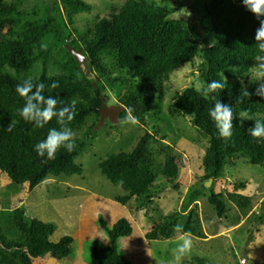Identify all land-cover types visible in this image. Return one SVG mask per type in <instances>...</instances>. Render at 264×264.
I'll return each instance as SVG.
<instances>
[{
	"label": "trees",
	"instance_id": "1",
	"mask_svg": "<svg viewBox=\"0 0 264 264\" xmlns=\"http://www.w3.org/2000/svg\"><path fill=\"white\" fill-rule=\"evenodd\" d=\"M60 1L61 7L55 1L46 7V15L35 18V13L26 12L18 2L0 0V170L13 183L27 180L29 190L33 191L50 176L82 174L83 166L76 159L88 140L77 135L92 132L95 123L90 125L89 119L94 117L96 123L99 121L103 100H108V87L119 94L123 91L119 117L125 118L131 108L132 115L145 124L153 103L163 99L170 76L185 63L195 62L200 64L201 90L213 80L223 82L225 89L205 98L197 87H187L173 100L169 111L174 116H190L196 129L207 139L203 179L216 181L223 175L227 162L240 158L264 165V138H253L249 133L255 121L264 122V95L255 80L243 85L257 65L256 56L264 55L255 46V33L264 17L258 19L242 0H209L203 6V14L192 20L173 17L178 9L172 0H168L170 4L123 0L119 6L108 3V14H96L79 30L74 26L75 16L91 12L92 5L85 0ZM177 2L182 7L186 5L182 0ZM53 43L60 48L57 53ZM67 45L82 50L85 64L78 63ZM51 58L60 73L49 72ZM38 62L41 69L34 73ZM29 77L34 83L45 84L43 94L56 97L57 108L76 101L74 119L68 123L76 133L77 146L73 152L61 147L54 159H47L35 151V145L46 139L49 129L61 126L55 117L41 128L20 116L25 99L17 93L16 86ZM54 81L59 83V88L50 87ZM242 87L251 95H242ZM257 90L261 95L256 94ZM215 100L232 107L233 129L228 139L220 136L210 116ZM13 120L16 124L9 132L7 127ZM154 140L155 135L146 131L132 151L108 154L99 162L102 174L128 192L118 198L123 204L132 197L150 194L160 176L174 187L180 184L176 182L185 163L170 144L164 146V162H157L151 147ZM209 202L219 218L229 219L235 225L241 217L228 215V202L234 203L244 215L252 207L251 197L238 193L237 189L227 193L212 191ZM255 217L264 222V214ZM17 223L25 233V240L17 245L16 252L0 244L4 264H31V256L37 252L61 258L73 255L75 238L65 235L51 240L56 230L52 222L30 219L23 213ZM177 224L183 226L181 232L206 237L199 212L193 208L187 214L165 215L146 233V238H172ZM137 228L135 222L127 219L108 228L111 245L100 240L90 245L95 264H133L119 250L118 241L122 236L132 235ZM183 264L211 263L203 257H194Z\"/></svg>",
	"mask_w": 264,
	"mask_h": 264
},
{
	"label": "rangeland",
	"instance_id": "2",
	"mask_svg": "<svg viewBox=\"0 0 264 264\" xmlns=\"http://www.w3.org/2000/svg\"><path fill=\"white\" fill-rule=\"evenodd\" d=\"M16 1L28 13H35V18L47 14L46 7L54 5L55 1L62 6L60 0H8ZM92 5L91 12H83L75 16V27L82 29L86 21L93 20L96 14H108V3L119 6L123 0H85ZM156 3L170 4L168 0H153ZM182 7L177 0H172L178 11L173 17L192 20L203 14V6L209 0H182ZM65 16V14H64ZM76 36V34H74ZM54 47L56 43L52 44ZM60 48L55 47V53ZM63 54V53H62ZM86 60L83 59L82 64ZM199 62L185 63L176 70L165 84V94L162 100L153 103L151 111L146 115L145 124L138 121L132 124L126 117L113 123L105 118L101 124L93 117L89 124L95 123L92 132L83 131L79 136L88 140L87 146L79 154L76 161L83 166L82 174L72 176H50L35 190L28 193L22 208L28 218L52 222L55 233L50 238L57 240L62 236L71 235L75 239L73 257L78 256L74 264H95L90 253V245L94 240H100L104 245H111L108 228H112L120 220L135 222L137 229L130 236L119 238V250L133 264H170L174 257L172 250L178 246L182 232H176L172 238L147 240L146 233L155 224L161 222L165 215L172 212L187 214L196 208L202 222L206 237L191 235L192 250L182 258L180 264L194 257H203L211 264H264V222L255 215L264 214V165H254L247 159H236L227 162L223 167V175L206 186L203 179V156L207 148V139L194 126L190 116L171 115L169 107L173 100L187 87L202 88ZM41 62L35 64L33 72L38 73ZM86 68V65L84 66ZM60 68L49 60V72L60 73ZM255 80L259 90L264 95V69L257 65L243 80V85ZM123 93V91H122ZM121 94L108 87L106 94L108 105H121ZM123 110V107H122ZM119 112V114L122 112ZM264 116V114L262 115ZM146 131L152 132L156 140L151 147L155 159L163 163L166 156L164 146L170 144L177 155L183 160L182 176L178 187H174L166 178L160 176L154 183L150 194L132 197L126 204L118 198L128 194L120 185L112 183L99 168V162L108 154L129 152ZM159 133H156V132ZM163 136H166L162 138ZM182 166V165H181ZM244 184V187L241 186ZM7 188L0 194V207L11 204ZM18 189V188H17ZM251 197L252 207L244 215L234 203L228 202V215L231 218L240 216L238 225L229 219L219 218L214 206L209 202L210 193H227L234 190ZM15 191V190H13ZM20 198V196H19ZM17 198V199H19ZM20 201L12 202L15 210ZM12 213H10V216ZM104 224L106 226H104ZM2 241L0 244L16 251L20 240ZM59 259L47 252H37L31 256V264H63ZM0 264H4L0 257Z\"/></svg>",
	"mask_w": 264,
	"mask_h": 264
},
{
	"label": "clouds",
	"instance_id": "3",
	"mask_svg": "<svg viewBox=\"0 0 264 264\" xmlns=\"http://www.w3.org/2000/svg\"><path fill=\"white\" fill-rule=\"evenodd\" d=\"M245 8L253 13L258 19L264 17V0H242ZM255 46L258 50L264 53V19H260V27L255 33ZM257 66L264 69V55L256 56ZM44 83H34L31 77L25 79L21 84L16 86L17 93L25 99V104L19 110L20 116L28 122H34L37 127H44L54 117L57 118L60 129L51 128L48 131L46 139L38 142L35 145V151L40 157L47 156V159H54L56 152L64 147L69 153L73 152L76 148L75 137L76 133L68 126V123L74 119L76 101L72 100L69 104L57 108L58 100L54 96H45L43 94L45 89ZM50 87L52 89L59 88L58 82H53ZM35 89V91H33ZM225 89V84L220 81L213 80L207 84L202 90L205 98L210 94L216 93L218 90ZM241 94L249 96L251 93L246 89H241ZM257 95H261L260 91H256ZM132 109L127 110L126 120L132 124L138 123V119L132 115ZM210 116L216 122L221 137L228 139L232 136L233 129V111L230 105L222 103L221 100H215L214 107L210 110ZM243 119V114H240ZM16 121H11L7 127V131L11 132L15 127ZM249 133L253 138H264V122L259 120L255 121L253 127L249 128ZM183 226L180 224L175 225L174 231L181 232ZM180 236L181 243L172 250L174 257L170 264H180V261L185 256L189 255L193 240L191 234L182 232ZM16 252V251H15Z\"/></svg>",
	"mask_w": 264,
	"mask_h": 264
},
{
	"label": "crops",
	"instance_id": "4",
	"mask_svg": "<svg viewBox=\"0 0 264 264\" xmlns=\"http://www.w3.org/2000/svg\"><path fill=\"white\" fill-rule=\"evenodd\" d=\"M13 186L16 187L13 189L15 191L12 190L11 193L9 194L11 204L12 202L17 203V201H20L21 204H19L20 205L19 208H16L15 210L12 208L11 204L9 206L0 207V239L4 241L3 239L11 240L10 238H15V239L18 238L16 240H20L21 243L25 240V233L18 226L17 218L23 212L21 211L20 213V208H22L23 205L25 204L28 197V193L32 191L29 190V183L27 180H23L20 183H13L9 179L8 175L6 173L1 172L0 170V194L3 192V190L7 188L12 189ZM10 213H12L11 214L12 216H10ZM75 243L77 244L78 242L76 241ZM56 258H61V257H56ZM60 260L63 261V264H74L75 262H77L78 256L73 257L72 255L67 258H61L59 259L58 263H62V261Z\"/></svg>",
	"mask_w": 264,
	"mask_h": 264
},
{
	"label": "water",
	"instance_id": "5",
	"mask_svg": "<svg viewBox=\"0 0 264 264\" xmlns=\"http://www.w3.org/2000/svg\"><path fill=\"white\" fill-rule=\"evenodd\" d=\"M68 49L70 51L71 54H73V56L76 58V60L78 61V63H82L83 59H85V55L83 54L82 50L78 49L75 50L73 47L68 46ZM122 110V106L121 105H108L104 100H103V105L100 109L101 112V116H100V122L101 124L104 122L105 118H109L113 123H117L120 121V117H119V112ZM184 169H182L181 173H180V177L182 176V172ZM212 179L208 180L206 182V186H210L212 183ZM246 257H244V260L242 262V264H246Z\"/></svg>",
	"mask_w": 264,
	"mask_h": 264
}]
</instances>
